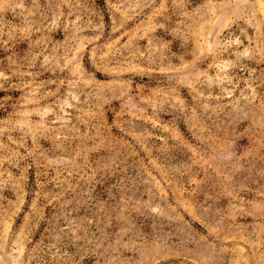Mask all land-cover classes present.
Segmentation results:
<instances>
[{
    "label": "rangeland",
    "instance_id": "rangeland-1",
    "mask_svg": "<svg viewBox=\"0 0 264 264\" xmlns=\"http://www.w3.org/2000/svg\"><path fill=\"white\" fill-rule=\"evenodd\" d=\"M0 264H264V0H0Z\"/></svg>",
    "mask_w": 264,
    "mask_h": 264
}]
</instances>
